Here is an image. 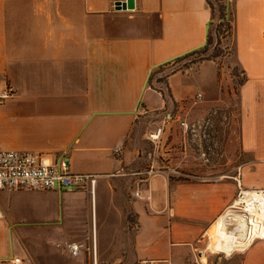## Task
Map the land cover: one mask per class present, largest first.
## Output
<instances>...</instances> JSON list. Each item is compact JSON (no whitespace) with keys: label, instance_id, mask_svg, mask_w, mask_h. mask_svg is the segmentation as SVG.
<instances>
[{"label":"crops","instance_id":"obj_1","mask_svg":"<svg viewBox=\"0 0 264 264\" xmlns=\"http://www.w3.org/2000/svg\"><path fill=\"white\" fill-rule=\"evenodd\" d=\"M126 1L0 0V96L12 90L0 104V149L53 158L67 153L73 172L97 176L94 196L1 191L0 264L16 258L21 264H187L236 198L233 177L206 180L202 170L186 180L171 181L167 172L138 177L143 152L132 133L141 116L170 109L190 87L187 72L166 76L168 100L156 75L206 46L213 17L207 0H135L134 9L124 10ZM227 3L234 15L232 57L244 78L233 157L242 158L243 188L264 189V0ZM210 62L196 72L216 83ZM181 74L187 85L177 90L173 81ZM144 90L160 96V106L152 98L142 103ZM196 97L179 111L198 106ZM32 192L62 195L57 220L22 222L10 211L17 195ZM100 209L107 230L102 248ZM126 213L135 216L134 226ZM31 225L57 228L40 236ZM29 234L27 247L22 238ZM74 242L85 246L78 257L67 247ZM241 264H264V239L253 240Z\"/></svg>","mask_w":264,"mask_h":264},{"label":"rangeland","instance_id":"obj_2","mask_svg":"<svg viewBox=\"0 0 264 264\" xmlns=\"http://www.w3.org/2000/svg\"><path fill=\"white\" fill-rule=\"evenodd\" d=\"M233 42V34L224 33L220 45L216 46L217 49L211 54L212 56L217 54L216 57L210 60L212 62L208 64L214 67L217 72L216 83L204 82L197 74L196 71H199L204 61L189 63L187 66L184 63H177L166 70H162L163 74L156 75L159 79H163L159 87L165 92L168 100L170 98L166 76L171 75L176 70L190 74V87L184 91L180 90L185 82L182 80V74L177 76V80L173 82L179 84L177 90H180L182 95L179 94L180 99L176 101L175 105L173 104V107L167 110L149 112L141 116L138 126L132 133V138L139 142L143 152L144 165L142 166L143 173L138 176L140 179L146 180L155 173L167 172L170 174V179L184 180L188 179L185 174L197 173L200 175V170L204 171L203 177L206 180H216L220 177L223 180H228L229 177L237 175V169L242 162V158H238L239 156L233 157V152L239 145L238 90L244 78L240 73L239 66L235 63L234 57H232L234 52ZM208 61L205 60V63H208ZM152 71L157 73L159 67L153 68ZM150 77L151 75L147 80L146 87ZM232 78L234 82H228ZM151 79H153V76ZM230 83L234 91L229 95ZM198 94L203 95V100L199 102L198 106H195L190 112L179 111V109H185L186 104H193L194 98ZM148 98H152L153 103L160 106L161 97L158 95L152 96L149 91L145 92L144 90L141 97L142 103L146 104ZM183 121L188 124V129L182 126ZM153 135H157L158 138L153 140ZM238 199L240 198L237 193L235 200L238 201ZM60 200H62V195L56 193L32 192L20 194L13 199V208L10 211L22 222L55 221L57 220V206ZM240 207L243 208L245 205L240 204L238 209H231L233 212L230 214H235L237 218L248 217V219L253 220V216L248 215ZM229 211L226 210L221 217L226 216ZM126 214L128 223L134 226L136 224L135 216L132 213ZM98 217L99 221L96 224L99 228L98 243L102 248L106 245L104 237L107 235V230L101 209ZM213 226L209 232H211ZM15 228L18 229L19 226ZM56 228V226L31 225L27 229L40 233L41 236L42 234L45 235L48 229L50 231ZM112 234L116 236V229L113 230ZM145 234L147 235V232ZM162 234L163 237V230ZM30 238V234L27 239L22 238L27 247L31 245ZM212 243H214L213 238L206 236L193 260L188 261L187 264H241V255L247 247L226 254L217 251ZM199 253L202 254L201 257H199Z\"/></svg>","mask_w":264,"mask_h":264},{"label":"built area","instance_id":"obj_3","mask_svg":"<svg viewBox=\"0 0 264 264\" xmlns=\"http://www.w3.org/2000/svg\"><path fill=\"white\" fill-rule=\"evenodd\" d=\"M12 95V90L8 89L0 96V104ZM203 95L198 94L196 101H202ZM170 117V116H169ZM182 126L189 128L188 124L183 121ZM153 140L157 135L152 136ZM122 152L121 147L114 151L116 156ZM240 169H237L238 175L233 177L238 183V196L242 200L240 207L242 210L253 209L256 213H262L264 209V189H245L241 185ZM190 178L191 175L185 174ZM221 179V177L219 178ZM97 176L91 174H78L72 171L70 160L67 153H61L55 158L34 151H8L0 149V192L1 191H65L69 193L89 192L93 196L96 193ZM140 193L137 192V197ZM236 199V198H235ZM230 205L227 211L231 210ZM235 210V209H234ZM4 217L3 210L0 206V219ZM207 236L210 238L209 233ZM264 239V238H262ZM70 253L78 257L84 245L80 243H70L67 245ZM15 264H21L22 259H14ZM171 264L170 260H149L143 259L138 264Z\"/></svg>","mask_w":264,"mask_h":264},{"label":"bare ground","instance_id":"obj_4","mask_svg":"<svg viewBox=\"0 0 264 264\" xmlns=\"http://www.w3.org/2000/svg\"><path fill=\"white\" fill-rule=\"evenodd\" d=\"M241 202L242 200L236 201L232 209H238ZM244 211L248 215L251 214L253 220L248 219V217L243 219L237 218L235 214H230L233 212L231 210L226 216L220 217L216 221L209 233L214 240L212 246L217 251L231 254L240 248L248 247L255 239L264 238V209L259 214L251 208Z\"/></svg>","mask_w":264,"mask_h":264},{"label":"trees","instance_id":"obj_5","mask_svg":"<svg viewBox=\"0 0 264 264\" xmlns=\"http://www.w3.org/2000/svg\"><path fill=\"white\" fill-rule=\"evenodd\" d=\"M207 1L212 10L213 22L208 35L206 46L199 51L192 52L182 58L177 59L174 64L184 63L186 64L185 66H187V64L189 63L193 64L197 63L198 61L212 60V58L216 57L217 54H215L214 56H212L211 54L217 49L216 46L220 45L221 37L224 35V33H227L228 35L233 34L234 15L229 4L226 3L227 0ZM162 70L163 68H160V71ZM176 72H178V70H176ZM176 72H173L172 74ZM158 81L163 82V79H159ZM161 92L165 97V92L163 90ZM171 181H174V179L171 178Z\"/></svg>","mask_w":264,"mask_h":264},{"label":"water","instance_id":"obj_6","mask_svg":"<svg viewBox=\"0 0 264 264\" xmlns=\"http://www.w3.org/2000/svg\"><path fill=\"white\" fill-rule=\"evenodd\" d=\"M135 0H127L126 2L124 3H121L123 4V9L126 10V9H134L135 8ZM209 28H210V25H209Z\"/></svg>","mask_w":264,"mask_h":264}]
</instances>
